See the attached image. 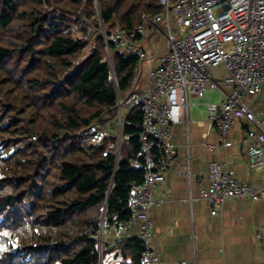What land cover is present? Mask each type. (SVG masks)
Here are the masks:
<instances>
[{
    "label": "trees",
    "instance_id": "16d2710c",
    "mask_svg": "<svg viewBox=\"0 0 264 264\" xmlns=\"http://www.w3.org/2000/svg\"><path fill=\"white\" fill-rule=\"evenodd\" d=\"M96 1L0 0V264H102L101 228L132 217L130 185L145 180L138 139L118 162L81 132L139 85L140 61L113 46L112 70L102 26L132 29L162 7ZM129 119L133 135L141 112ZM114 250L141 264V240Z\"/></svg>",
    "mask_w": 264,
    "mask_h": 264
},
{
    "label": "built area",
    "instance_id": "2783aa9c",
    "mask_svg": "<svg viewBox=\"0 0 264 264\" xmlns=\"http://www.w3.org/2000/svg\"><path fill=\"white\" fill-rule=\"evenodd\" d=\"M160 6V13L144 16L132 29L107 33L102 26L112 70L111 46L140 61L139 85L127 97L118 94L114 116L81 132L88 148L104 149L103 156L114 154L118 162L124 144L134 138L139 141L138 157L144 163L145 180L130 185L126 210L131 219L112 227L119 235L139 228L141 264L160 263L151 212L162 202L156 192L165 185L166 172L177 156L175 129L183 124L188 129L191 122V98L200 101L208 90L220 95L219 103L207 106V123L215 129L218 143H204L203 147L208 151L230 148L232 126L244 121L249 126L244 144L250 169H263L264 173V127L247 101L264 89V0H160ZM150 33L166 43L163 54L144 47ZM155 48L157 51L159 45ZM114 80L117 85L115 75ZM135 110L141 112V124L135 126V134L126 135ZM185 147L187 164L178 173L191 181L189 142ZM197 183L199 197L213 207V215H219L227 201L264 198V188L238 180L219 162L209 164L207 185L202 177ZM256 238L264 242V228Z\"/></svg>",
    "mask_w": 264,
    "mask_h": 264
},
{
    "label": "crops",
    "instance_id": "0c3cea01",
    "mask_svg": "<svg viewBox=\"0 0 264 264\" xmlns=\"http://www.w3.org/2000/svg\"><path fill=\"white\" fill-rule=\"evenodd\" d=\"M165 50L159 44L157 54ZM247 101L264 127V89ZM190 121L188 129L184 124L175 129L173 141L177 156L166 172L165 185L156 192L162 202L151 212L159 264H264V242L256 238L264 228V198L230 200L222 206L219 215H213V207L199 197L197 183V178L202 177L207 185L209 164L219 162L238 180L264 188L263 169H250L244 144L249 126L244 121H236L229 135L233 145L225 150L208 151L204 143H218L215 129L207 121L191 116ZM187 142L191 181L178 173L187 164ZM134 240H140L138 227L119 235L112 226H106L99 241L106 251L102 264H120L123 260L120 252L114 250L116 243Z\"/></svg>",
    "mask_w": 264,
    "mask_h": 264
},
{
    "label": "rangeland",
    "instance_id": "374dc122",
    "mask_svg": "<svg viewBox=\"0 0 264 264\" xmlns=\"http://www.w3.org/2000/svg\"><path fill=\"white\" fill-rule=\"evenodd\" d=\"M94 4L98 7V4H97L96 0H94ZM160 26H161L162 29L165 30V26L163 24H161ZM146 38H147V40L143 43V45H144V47L149 49V51L156 53L157 51H154V50H156V48H154V46H157L159 44L161 46L163 45L164 48L166 49V43H164L162 38L159 37L157 34L150 33ZM219 102H220V95H219V92L216 91V90H214V91L213 90L206 91L205 95L203 97H201L200 101H198L195 98H191L190 99V103H191L190 116H191V118L192 119H198V120H201V121H207V118H208L207 106L209 104L219 103ZM112 128L114 129L115 125ZM104 228L105 227L101 228V232L99 234V241L101 240ZM115 232H117V231L115 230Z\"/></svg>",
    "mask_w": 264,
    "mask_h": 264
}]
</instances>
